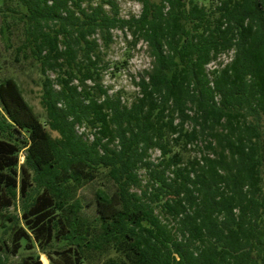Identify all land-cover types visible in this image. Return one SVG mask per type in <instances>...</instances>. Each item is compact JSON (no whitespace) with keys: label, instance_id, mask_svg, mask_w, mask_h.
I'll return each instance as SVG.
<instances>
[{"label":"trees","instance_id":"trees-1","mask_svg":"<svg viewBox=\"0 0 264 264\" xmlns=\"http://www.w3.org/2000/svg\"><path fill=\"white\" fill-rule=\"evenodd\" d=\"M137 1L122 18L118 0H0V34L40 70L46 111L0 82V232L51 264H264V0ZM116 30L152 58L131 105L102 84ZM95 183L89 216L78 192ZM18 201L21 220L7 215Z\"/></svg>","mask_w":264,"mask_h":264},{"label":"rangeland","instance_id":"rangeland-1","mask_svg":"<svg viewBox=\"0 0 264 264\" xmlns=\"http://www.w3.org/2000/svg\"><path fill=\"white\" fill-rule=\"evenodd\" d=\"M87 2L95 5L99 0H87ZM120 16L129 18L131 16H139L142 12V5L137 0H118ZM3 15L0 13V30L2 27ZM133 37L130 33H125L119 30L113 32V43L108 49L102 48V65H103V87L112 97L121 96L123 103L131 105L137 96L139 89L136 87L143 72L150 70L152 67V58L149 55L146 44L140 42L137 46L133 43ZM19 40L17 36L12 38V44L8 45L0 34V82L12 78L18 84L24 99L33 109L37 117L46 122V111L42 105V81L43 76L35 63L31 60H26L23 56H18L17 47ZM233 58V52L220 56L208 67V73L215 68L228 64ZM52 79H55L53 73H49ZM91 85V84H90ZM1 109V105H0ZM79 134L84 133L83 127H78ZM87 133V132H85ZM53 138L58 137L56 133L50 131ZM87 138L91 136L87 134ZM197 152L192 153V156H200V153H207L206 143H200L193 148ZM26 151L21 152L20 163H24ZM150 160L158 163L160 152L155 150L150 152ZM143 181V187L146 186L148 176L141 170L139 172ZM99 183L90 184L83 190L78 192V197L87 206L86 214L93 216L95 214L94 194L99 187ZM23 214V207L18 201L17 206L9 209L7 215L16 216L20 220ZM22 222V221H21ZM7 223V227L0 232V249L4 250L6 244L9 250L0 252V257L4 260V264H23L25 260L35 259L39 257L43 264H51L47 254H43L36 246L30 248L29 244H24L19 254L13 255L11 250L12 228ZM65 247L60 244H54L48 249V254L56 259L59 254L64 251ZM64 258V257H63ZM64 260V259H63ZM100 264V263H97Z\"/></svg>","mask_w":264,"mask_h":264}]
</instances>
